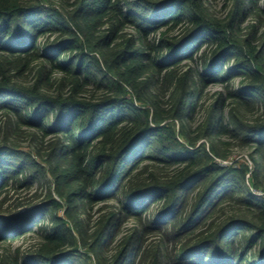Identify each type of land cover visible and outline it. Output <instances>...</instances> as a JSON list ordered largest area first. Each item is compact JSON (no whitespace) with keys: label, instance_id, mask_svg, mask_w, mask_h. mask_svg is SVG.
<instances>
[{"label":"trees","instance_id":"16d2710c","mask_svg":"<svg viewBox=\"0 0 264 264\" xmlns=\"http://www.w3.org/2000/svg\"><path fill=\"white\" fill-rule=\"evenodd\" d=\"M225 7L0 0V243L40 237L0 264H264V0Z\"/></svg>","mask_w":264,"mask_h":264},{"label":"rangeland","instance_id":"374dc122","mask_svg":"<svg viewBox=\"0 0 264 264\" xmlns=\"http://www.w3.org/2000/svg\"><path fill=\"white\" fill-rule=\"evenodd\" d=\"M213 10L215 13H217L219 16H224L226 13V7H225V0H211ZM248 22V21H247ZM247 22L245 23V26L247 25ZM33 77L31 75L28 76L26 79L27 82L32 80ZM239 77H237L234 81L235 87H238ZM25 80V81H26ZM216 92H222L225 93V88L222 83L213 84L210 85L209 88L206 89L205 94L203 96L204 101L206 103L210 102L212 100V97L215 95ZM225 113H228V110L225 111ZM264 110L259 106V104H255L252 106V108L248 109L247 111H243L242 115L248 119H255L257 116L263 115ZM200 114L198 116V119L201 118ZM193 126H196V123H192ZM24 138V137H23ZM2 140V137L0 136V141ZM232 141V155L229 157L228 160L221 161L218 159L223 165H233L237 166V164L244 163L249 166L250 171L247 174V179L252 178V171L255 166L254 161L252 159V152L253 148L243 146L239 144L237 141ZM19 144L25 149L30 150V142L29 140L21 139L18 140ZM257 156V155H256ZM261 163V160H260ZM50 187L52 191L54 192V180L51 175H45L41 176L38 180H36L31 188H27L26 186L21 188H12L11 192L8 193V196L6 197L4 201V208L11 207L17 200L20 201H29L31 199L40 201L45 198H47L48 192L50 190ZM253 193L259 194L261 196H264V189H255L252 188ZM54 196L58 198L57 194L54 192ZM3 198V197H2ZM1 198V199H2ZM232 208V207H227ZM98 206L95 208V214H97ZM61 215L63 214V210L59 212ZM137 226V223L134 219L128 218L124 221V230H130L132 228H135ZM153 240H157L161 236H152ZM40 240L38 233L30 234L24 238L15 240V241H9L8 243H0V252H7V253H15L17 248H22V250L29 248L30 246L35 245ZM11 251V252H10Z\"/></svg>","mask_w":264,"mask_h":264}]
</instances>
